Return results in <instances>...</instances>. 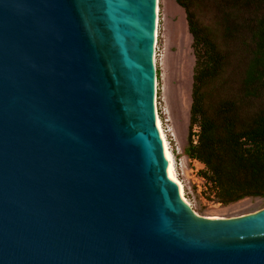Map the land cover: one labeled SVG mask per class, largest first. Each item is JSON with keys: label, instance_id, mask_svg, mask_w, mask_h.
<instances>
[{"label": "water", "instance_id": "water-1", "mask_svg": "<svg viewBox=\"0 0 264 264\" xmlns=\"http://www.w3.org/2000/svg\"><path fill=\"white\" fill-rule=\"evenodd\" d=\"M157 0H0V264H264V208L195 214L156 119Z\"/></svg>", "mask_w": 264, "mask_h": 264}, {"label": "trees", "instance_id": "trees-1", "mask_svg": "<svg viewBox=\"0 0 264 264\" xmlns=\"http://www.w3.org/2000/svg\"><path fill=\"white\" fill-rule=\"evenodd\" d=\"M174 2L195 60L184 154L218 203L264 199V0Z\"/></svg>", "mask_w": 264, "mask_h": 264}, {"label": "rangeland", "instance_id": "rangeland-1", "mask_svg": "<svg viewBox=\"0 0 264 264\" xmlns=\"http://www.w3.org/2000/svg\"><path fill=\"white\" fill-rule=\"evenodd\" d=\"M154 48L156 115L169 143L176 177L183 186L187 204L195 214L207 218H235L263 209L264 199L259 198H246L229 205L218 203L209 183L201 176L204 165L184 154L195 60L184 10L174 0H157ZM197 131L194 127L193 133Z\"/></svg>", "mask_w": 264, "mask_h": 264}, {"label": "bare ground", "instance_id": "bare-ground-1", "mask_svg": "<svg viewBox=\"0 0 264 264\" xmlns=\"http://www.w3.org/2000/svg\"><path fill=\"white\" fill-rule=\"evenodd\" d=\"M156 119H157L158 126H159V129H160V132H161V136H162V139H163V142H164V145H165V150H166V152H167V154H168V156H169V158H170L171 168H172V174H173L175 180L177 181V183H178V184L180 185V187H181V197H182V199L185 201L184 196H183V186H182L181 182H180V181L177 179V177H176L174 159H173V155H172V153H171V151H170L169 143H168L167 140H166V137H165L164 131H163L162 127H161V123H160V120H159V118H158L157 115H156ZM185 202H186V201H185ZM186 203H187V202H186ZM188 206H189V204H188ZM189 207L191 208V206H189ZM191 209H192V208H191ZM193 212H194V211H193ZM194 213H195V212H194ZM210 218H217V217H210Z\"/></svg>", "mask_w": 264, "mask_h": 264}, {"label": "built area", "instance_id": "built-area-1", "mask_svg": "<svg viewBox=\"0 0 264 264\" xmlns=\"http://www.w3.org/2000/svg\"><path fill=\"white\" fill-rule=\"evenodd\" d=\"M196 139V138H195Z\"/></svg>", "mask_w": 264, "mask_h": 264}]
</instances>
